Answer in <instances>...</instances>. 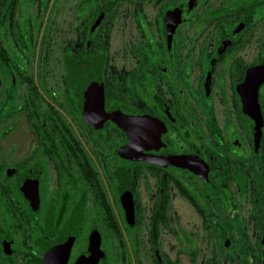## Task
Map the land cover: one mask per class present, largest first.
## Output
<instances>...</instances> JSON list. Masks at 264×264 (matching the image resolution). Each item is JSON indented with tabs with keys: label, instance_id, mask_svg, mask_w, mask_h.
<instances>
[{
	"label": "flooded vegetation",
	"instance_id": "af4514ba",
	"mask_svg": "<svg viewBox=\"0 0 264 264\" xmlns=\"http://www.w3.org/2000/svg\"><path fill=\"white\" fill-rule=\"evenodd\" d=\"M263 66L264 0H0V264H264Z\"/></svg>",
	"mask_w": 264,
	"mask_h": 264
},
{
	"label": "water",
	"instance_id": "95a60500",
	"mask_svg": "<svg viewBox=\"0 0 264 264\" xmlns=\"http://www.w3.org/2000/svg\"><path fill=\"white\" fill-rule=\"evenodd\" d=\"M262 73L264 74V66H263V70H261ZM123 124L124 125H128V127L130 126H133V127H139L141 125V120L140 119H137V120H126V121H123ZM132 129V127H131ZM263 248H264V244H263ZM50 255H48V257H51V258H56L60 261L59 264H64V261L66 260L67 258V253H68V250H67V253H66V250L64 249H60L57 251L55 250H51L48 252ZM94 252L93 251H90L88 253H86L85 255H83L80 259L81 263L84 262V260H87V259H90V258H93V259H96L95 255L93 254ZM53 264V263H52ZM55 264H58V263H55Z\"/></svg>",
	"mask_w": 264,
	"mask_h": 264
}]
</instances>
